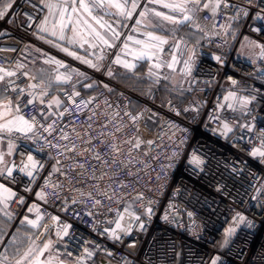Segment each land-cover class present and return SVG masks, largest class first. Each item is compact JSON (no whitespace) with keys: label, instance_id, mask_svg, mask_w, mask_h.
<instances>
[{"label":"built area","instance_id":"obj_1","mask_svg":"<svg viewBox=\"0 0 264 264\" xmlns=\"http://www.w3.org/2000/svg\"><path fill=\"white\" fill-rule=\"evenodd\" d=\"M10 2L0 19V68L16 75L4 95L32 124L6 137L16 146L12 176H0L15 193L12 217L36 206L54 233L52 251L70 264H264V157L251 155L264 138V20L257 19L264 0H200L199 10L189 11L187 27L201 33L212 57L194 53L181 102L161 96L165 69L145 89L115 75L147 0H137L130 18L92 9L119 33L114 38L106 28L112 45L89 51L97 61L105 53L97 69L38 33L43 11L34 0ZM243 42L256 45L254 57L241 54ZM56 61L70 77L61 105L47 107L50 92L43 104L28 105L29 92L38 96L29 70ZM230 94L249 102L239 111ZM28 155L32 176L20 171Z\"/></svg>","mask_w":264,"mask_h":264},{"label":"crops","instance_id":"obj_2","mask_svg":"<svg viewBox=\"0 0 264 264\" xmlns=\"http://www.w3.org/2000/svg\"><path fill=\"white\" fill-rule=\"evenodd\" d=\"M34 1L41 6L43 11L41 24L44 22L45 17H48V23L45 26L49 29V32L41 31L40 24L38 33L59 43L62 48H67L69 52H74L76 56L81 58L79 60L91 61L93 64L97 65V68H100L102 59L105 57V53H103V56H101L98 61L92 59L88 53L94 46L101 47V50L105 52L107 48L110 47L109 45H112L113 39L107 32V29L101 28L100 25L97 24L90 16H88L86 12H84L82 9H79L78 2L76 5L78 11L76 13H71V0H67V4L65 6L69 8V13L72 15L73 22H75L77 18L83 17V19L92 24V26L96 28V30L100 32L109 43L104 44L98 39H93L92 37L87 36V31L89 29L87 25L83 23V21L77 26V30L82 35H84V37L88 40V43H83L81 40L79 43L69 44L67 39L63 41L58 40L50 35L53 17L49 15L46 4L50 2L64 3V0ZM120 2L124 3L125 0H120ZM131 2L132 0H128L129 8ZM163 2L171 3L174 2V0H163ZM110 9L116 15V18L123 19L125 17L118 15L117 9ZM157 11L172 15L171 10L163 8L161 3H154L152 0H147L146 6L142 11L145 12V15L143 17L139 15L138 20L140 23L136 24L130 34L132 39L127 40V47L124 45L121 55L118 56L121 62L117 63L115 61L117 69H119L115 75L123 84H125V81L135 80V87L138 89H145L150 85L153 76L156 75L159 70L165 69L167 76L162 86L161 96L163 98L170 97L181 102L184 99L186 86V81L183 76L185 73L194 69V53L198 52L207 57H212V55L203 48V38L199 31L188 28L187 22L173 24L167 21H162L159 17L154 15V13ZM187 14L190 15L191 12H188ZM93 15L96 17H103V22L108 25L110 21L109 18L95 14ZM150 32L166 40L167 43L160 45L156 41H150L147 35ZM65 35L66 37H71V30L65 29ZM137 40L144 41V43L137 44L135 43ZM81 43H83L82 47ZM154 44L156 45L155 47L152 46ZM65 53L69 55L67 52ZM142 53L144 54L143 58H139ZM69 56L75 58L72 55ZM125 63L132 64L134 67L131 69L126 68L124 66ZM157 65H159V67H157ZM169 65H171V67H169ZM60 69L61 68L58 66V64H40L29 70V74L32 77H36L33 84H39L41 80L44 82L51 81L52 86L47 89V91L52 94L51 99L53 100L56 98L62 101L61 90L64 81L58 82L56 77L58 75H68L63 73ZM8 78L9 77H6V80ZM32 90L37 91L39 96V89ZM227 98L239 111H241V108L245 106L242 103V101L245 99L240 97L238 94L230 95ZM0 103H7L4 94L0 95ZM15 108L16 106L13 100L11 104V112L7 113L4 118H0V124H4L7 120H13L16 117H19L15 111ZM4 111L5 109L0 108V113ZM17 126L26 127L21 122H17ZM15 132L19 131L14 130L11 133L0 132V155H2L4 159V163L0 164V170H2L5 166L12 169L14 168V166H12V162L16 151V146L15 144L6 140V137ZM9 143L14 146L11 154H9ZM0 184H3L6 188L10 189L1 181ZM3 195V190L0 189V196ZM9 201L10 198L7 200L0 199V232H2V236H0V257H3L4 255L8 256V261L6 264H15V260L19 259V256L14 255L16 247H19L20 253L22 254L29 246H32L37 250L35 254H38L39 250L43 249L45 244H49L50 247L43 251V255L39 256V259L41 262H43V264H70V261L67 258L59 257L52 251L51 247L54 240V233L49 229V223L46 222L45 219L37 212V207L31 206V212L29 211V208L25 213H23L22 216H20L19 219L15 220L8 210ZM25 217H27L28 220H37V217H39L38 226L33 227L32 225L28 224L25 220ZM13 238H15V247L13 246ZM25 264H27V261H25Z\"/></svg>","mask_w":264,"mask_h":264},{"label":"snow or ice","instance_id":"obj_3","mask_svg":"<svg viewBox=\"0 0 264 264\" xmlns=\"http://www.w3.org/2000/svg\"><path fill=\"white\" fill-rule=\"evenodd\" d=\"M77 2L79 5V9H82L84 12H86L88 16H90L97 24L100 25L101 28H108L110 31H112L114 38H118L119 33L116 32L114 29H111L110 25H107L105 22H103V17L94 16L92 14V9L96 7L115 8L117 9L118 15L130 18L135 12L136 8L138 7L136 0H132L130 8L128 7V0H125L124 3H121L120 0H92L91 4L86 3L85 0H71V13H76L78 11L77 6H76ZM152 2L161 3L163 8L170 9L173 13H180L182 14L183 18L178 19L177 16L175 15H169V14H165L164 12H159V11L154 13L156 17H159L162 21H167L173 24H181V23L193 20V17L191 15H188L187 13L193 10L198 11L199 8L196 6L199 5L200 0H174V2H171V3L163 2V0H152ZM66 4H67V0H64V3L50 2L46 4V7L48 8V11H49V15L53 17V22H52V26L50 30V35L52 37H55L56 39L61 40V41L67 39L69 44L79 43L81 40L83 41V43H88V40L84 37V35H82L77 30V26L80 25L81 22L83 21V23L86 24L89 29L87 31V36L92 37L93 39H98L102 41L104 44L109 43L108 40L105 39V37L102 36L101 33L98 32L96 28L92 26V24L88 23L87 20L83 19V17H79L75 20V22H73L72 15L71 13H69V8L65 6ZM188 4H192L194 8L189 9ZM12 6L13 5H12V2H10V0H0V19H3L8 14V11L9 9L12 8ZM209 6L210 5L207 3L203 5L205 9L209 8ZM218 7H220L219 3L212 5L213 12H215V9ZM244 14L247 15V12H245ZM144 15H145V12H140V16L143 17ZM257 19L264 20V16L258 15ZM136 22L137 24L140 23L139 20H137ZM47 23H48V17H45L44 22L40 26L41 31L49 32V29L45 26L47 25ZM65 29L71 30L72 32L71 37H66ZM256 31H260V29H256ZM147 35L150 41H156L160 45L167 43L166 40L162 39L159 36L154 35L151 32L148 33ZM128 39L131 40L132 37L129 36ZM48 42L52 43V41H48ZM83 43H81V47L83 46ZM135 43L143 44L144 41L137 40L135 41ZM56 46L59 47V45H56ZM152 46L155 47L156 45L154 44ZM125 47H127V44H125ZM260 47L262 51H264V45H261ZM61 50L67 52L69 55H72L77 59H81L80 57L76 56L74 52H69L67 48H62ZM143 55L144 54L142 53L139 58H143ZM216 59L219 60L220 58L216 57ZM83 62L86 64H89L93 68H97V65L93 64L91 61L84 60ZM116 62L117 63L121 62L119 57H117ZM56 63L60 64L59 61H56ZM124 66L129 69L134 67V65L127 64V63H125ZM17 67L18 68L22 67V65H17ZM157 67H159V65H157ZM169 67H171V65H169ZM15 75H16V72L8 71L7 69L0 68V95H3L4 93H6L8 91V87L13 85L14 83L11 80H7V82L5 83L6 77H12ZM25 75H27V73H25ZM109 75H111L110 72H109ZM31 79H36V77H31ZM68 79H70V77L68 76L58 75L56 77V80L58 82L66 81ZM233 83H235V81H233ZM51 86H52L51 81L44 82L43 80H41L39 84H30L29 88L39 89V96L35 95L33 92H29L28 96H30L31 98L27 100V104L28 105L33 104L36 99H39L40 103L43 104L44 103L43 97L48 95L47 89H49ZM11 90L15 92L17 91V88L12 87ZM19 94L23 95L24 89H19ZM74 95H79V93H74ZM69 99H72V97H69ZM248 102H249L248 100L242 101L244 105H246ZM11 104H12L11 100H8L7 103H0V108L5 109L4 112L0 113V118H4L7 115V113L11 112L12 110ZM53 105H56L57 107H59L61 105V101L59 99L54 98L47 105V107L51 108ZM229 106L231 107V105ZM15 111L16 112L20 111L19 106L15 108ZM17 122H21L26 127L17 126ZM245 127H247L249 131H252V126L246 125ZM31 128H32V124H30L29 121L25 120L22 116L16 117L13 120H7L4 124H0V132L11 133L14 130L19 131V132H26V131H31ZM49 128H51V125H49ZM224 128L226 131H231V128L228 126L227 123L224 124ZM45 131H48V129H45ZM13 147L14 146L11 143H9V154L12 153ZM251 155L264 157V138L261 139V146L259 148L254 149ZM3 163H4L3 156L0 155V164H3ZM22 164H23V167L20 168V171L25 172L28 176H32L33 172L30 171L29 168L31 167L32 169H35L36 167V164L33 161V157L31 155H28L27 162L22 161ZM5 172L7 173L8 176H12L13 169L5 166L2 170H0V175H3ZM0 189L3 190V194H4L3 196H0V199L7 200L15 195V193H13L11 189L6 188L3 184H0ZM20 202L23 203V200L21 199ZM29 211L31 212L32 209L30 208ZM148 211L150 213L151 209H149ZM53 219H56V217H53ZM137 219H139V217H137ZM239 219L243 221L244 218L239 217ZM25 220L27 221L28 224L32 225L33 227L38 226L39 217H37V220H28L27 217H25ZM248 226L252 227V224L249 222ZM117 227H119V224L117 225ZM232 231L233 230L231 229L229 230V235H231ZM64 235L65 236L68 235L67 226H65ZM0 236H2V232H0ZM113 238L117 240L119 239V237L115 235V232H113ZM13 246L15 247V238H13ZM49 247H50L49 244H45L44 248L40 249L38 254H35L37 250L32 246H29L27 250H25L22 254L20 253L19 247H16L14 255L19 256V259L15 260V264H25V261H27V264H43V262L40 261L39 256L43 255V251L48 249ZM91 255L92 253L89 252L88 256H91ZM7 261H8L7 255H4L2 258H0V264H6ZM212 264H217L215 259L212 261Z\"/></svg>","mask_w":264,"mask_h":264},{"label":"rangeland","instance_id":"obj_4","mask_svg":"<svg viewBox=\"0 0 264 264\" xmlns=\"http://www.w3.org/2000/svg\"><path fill=\"white\" fill-rule=\"evenodd\" d=\"M136 24H137V22H136ZM136 24H135V26H136ZM240 52H241V54H249L248 55V58L249 57L252 58V57H254L255 52H256V45L255 44H251L250 45V44H248L246 42H243L242 43V48H241V51ZM135 82H136L135 80H130V81H125L124 83L131 87V86H135L136 85ZM0 258H2V257H0ZM96 264H99V262L96 263Z\"/></svg>","mask_w":264,"mask_h":264},{"label":"water","instance_id":"obj_5","mask_svg":"<svg viewBox=\"0 0 264 264\" xmlns=\"http://www.w3.org/2000/svg\"><path fill=\"white\" fill-rule=\"evenodd\" d=\"M99 264H112V263L106 259H100Z\"/></svg>","mask_w":264,"mask_h":264},{"label":"trees","instance_id":"obj_6","mask_svg":"<svg viewBox=\"0 0 264 264\" xmlns=\"http://www.w3.org/2000/svg\"><path fill=\"white\" fill-rule=\"evenodd\" d=\"M98 262H99V260H95L94 264H96V263H98Z\"/></svg>","mask_w":264,"mask_h":264}]
</instances>
